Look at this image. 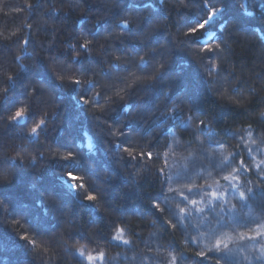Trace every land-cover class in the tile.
Masks as SVG:
<instances>
[{"label": "trees", "instance_id": "16d2710c", "mask_svg": "<svg viewBox=\"0 0 264 264\" xmlns=\"http://www.w3.org/2000/svg\"><path fill=\"white\" fill-rule=\"evenodd\" d=\"M261 223L264 0H0V264H264Z\"/></svg>", "mask_w": 264, "mask_h": 264}, {"label": "snow or ice", "instance_id": "6c2138e0", "mask_svg": "<svg viewBox=\"0 0 264 264\" xmlns=\"http://www.w3.org/2000/svg\"><path fill=\"white\" fill-rule=\"evenodd\" d=\"M28 7H29V9H31L32 6L28 5ZM205 7L207 8L208 5L206 4ZM220 11H222V10L216 9L214 7L211 8L207 18L197 21L195 27H190L188 29V33L187 34L195 37L197 35V33H202L205 30H207L209 25H210V23L220 13ZM28 27H31V25H28ZM125 27H127V25H125ZM25 42L27 43V41H25ZM87 44H88V42L85 41V43L83 45H81V47H87ZM208 50L212 51V49H208ZM141 62L145 63V61H143V60ZM214 70L215 69H213V71ZM74 83L79 85L80 81L77 80ZM88 83L92 84V81H88ZM21 118H24V109L17 110V112L15 113V116L12 117V120L13 121H18ZM44 123L45 122L43 120H41L39 123H37L35 125V127L32 128V134L36 135L38 133V130H40L43 127ZM125 151H128V149H125ZM130 155H131V153H130ZM141 155H143V153ZM147 156H148L149 159H151L152 158V153L149 152L147 154ZM133 158H135V157H133ZM64 159L65 160H71L72 159V153L69 152L68 155L66 157H64ZM241 165H243V162H241ZM238 171H239V169H233V172H238ZM233 172H229L227 175L223 176V179L225 181H228L229 186L233 189V191H236V192L239 193V199L241 201H243L245 199V193L240 191L239 187L237 185L232 184L233 180H237L238 179L237 176L233 175ZM61 179H64V178L62 177ZM80 179H81L80 177H77V176H75L73 174V171H68L67 172L66 183H67V186H68L70 191H75L76 187H77V185L75 183H72V182L73 181H78ZM79 187L80 188H84L85 185L81 183L79 185ZM170 191H172V189H170ZM192 191H193L192 188H188V192L189 193H191ZM248 192L251 193L252 190L248 189ZM180 195H181V197H182V199L184 201H186V202L189 201V197L187 195H185L183 192H181ZM210 195L212 197V200H214V201H221L222 200V197L220 195H218L217 193H215V192L210 193ZM96 198L97 197L95 195H93V194H88L86 196V199L89 200V201H94ZM190 203L192 205H196L197 201L195 199H192L190 201ZM153 207L159 208V205L158 204H154ZM223 210H224L223 207H221V211H223ZM180 211L183 213V212H185V209L182 208V209H180ZM197 211L203 212V209H197ZM122 231L123 230H121V232ZM253 232H254V234L242 233L241 234V239H244L245 237H247V239H249V240L256 241V240H258V238H264V223H261V224L257 225V227L253 230ZM24 238L26 239V237H24ZM113 239H120V237H113ZM123 243L127 244L128 241L124 240ZM222 246H223L224 249H227V244H225L222 240H217V242H216V244L214 246V249L210 248L209 251H213L214 250V251L219 252V251H221ZM261 251H262V256L256 257L257 259L264 258V249H262ZM200 255H203V253H200ZM81 256H83V253H81ZM95 259H100L102 261L103 260V254H100L99 257H93L91 255L88 257L89 261H93ZM221 259L229 260V255L226 253L224 256L221 257ZM174 261H175V258H173V264H174Z\"/></svg>", "mask_w": 264, "mask_h": 264}, {"label": "rangeland", "instance_id": "374dc122", "mask_svg": "<svg viewBox=\"0 0 264 264\" xmlns=\"http://www.w3.org/2000/svg\"><path fill=\"white\" fill-rule=\"evenodd\" d=\"M249 136L250 135L245 136L243 138V141H246ZM243 141H242V143H244ZM180 147H179L178 141L175 138H173L171 140V144H170V153L172 155V158H171L172 162H177L178 156L181 155V152L179 153V150H181ZM178 174L179 173H177L176 175H174V173L172 174L174 176L172 177L173 182L171 184H172V187H174V188L175 187H182V186H184V184H187V182H184L183 179H181ZM199 227H200V225H199ZM199 227H198V225L197 226L196 225H191L189 227L188 232L192 233V235L197 234L198 230H201V228H202L201 227L199 229ZM121 230H123V231L121 232ZM194 231H195V233H194ZM114 237H120V239H112L113 243H115V245H118V246H120L121 248H123L125 250L129 249V247H131L130 239H129L128 233H127V231L125 229H123V228L118 229L116 231ZM124 240L128 241V243L127 244L123 243ZM81 253H83V256H81ZM100 254H103V260L102 261L100 259H95L93 261H89L88 260V257L90 255L93 256V257H99ZM76 255L80 258V260L84 264H117L115 261H110V259L107 258L104 253L93 254V253H90L88 251H85L84 249H79V250L76 251ZM122 259H124V258H122ZM169 264H171V261H169Z\"/></svg>", "mask_w": 264, "mask_h": 264}]
</instances>
